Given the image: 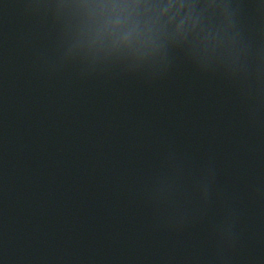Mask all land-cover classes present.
I'll use <instances>...</instances> for the list:
<instances>
[{"label": "water", "instance_id": "1", "mask_svg": "<svg viewBox=\"0 0 264 264\" xmlns=\"http://www.w3.org/2000/svg\"><path fill=\"white\" fill-rule=\"evenodd\" d=\"M0 264H264V0H0Z\"/></svg>", "mask_w": 264, "mask_h": 264}]
</instances>
